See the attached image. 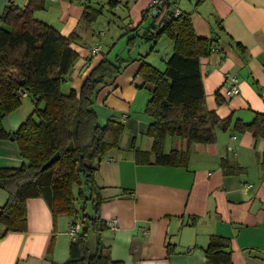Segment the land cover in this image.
<instances>
[{
    "label": "crops",
    "instance_id": "obj_1",
    "mask_svg": "<svg viewBox=\"0 0 264 264\" xmlns=\"http://www.w3.org/2000/svg\"><path fill=\"white\" fill-rule=\"evenodd\" d=\"M9 2L22 10L31 4L36 20L62 37L74 38L71 49L79 58L64 91L79 94L90 73L109 59L122 72L100 91V100L110 105L131 100L126 110L133 113L149 103V94L145 99L141 91L150 86L143 85L139 76L148 64L141 59L144 56L120 53L112 59L114 50L103 42L110 37L108 44L115 46L129 38L128 47L133 48L138 39L143 42L145 32L167 16L145 18L151 0H0V25ZM171 3L190 16L199 38L213 42L200 70L205 109L215 112L221 124L215 142L207 145L169 136L165 154L188 153L184 166L173 167L155 163L147 122L139 114L137 120L125 118L119 147L96 164L98 216L107 227L100 242L111 248L114 261L123 264H207L205 250L216 236L229 245L225 251L230 260L221 264H264V139L247 130L258 115H264V0ZM99 48L100 55L93 56ZM229 77L239 81L240 92L232 98L223 95ZM24 100L23 111L30 102ZM25 118L19 112L7 116L4 129L16 133ZM12 140L0 139V170L23 167L19 147ZM8 201L7 191L0 189V214ZM46 204L39 198L27 201V231L5 234L0 224V264H67L74 238L68 230L76 219L66 214L54 217ZM112 221L117 222L115 229L109 226Z\"/></svg>",
    "mask_w": 264,
    "mask_h": 264
},
{
    "label": "trees",
    "instance_id": "obj_2",
    "mask_svg": "<svg viewBox=\"0 0 264 264\" xmlns=\"http://www.w3.org/2000/svg\"><path fill=\"white\" fill-rule=\"evenodd\" d=\"M172 5L158 8L156 16L149 7L145 18L158 19L163 13L167 16L145 32L143 40L151 43L167 36L174 42V52L167 60L165 71L144 64L139 76L151 91L145 110L151 120L146 136L153 140L155 163L178 167L186 164L188 153L165 154L166 139L179 136L188 144L214 143L221 122L215 112L205 109L200 70L201 59L213 51V42L196 35L190 16L182 13L175 17ZM32 11L31 4L22 10L9 2L1 16L0 139H13L18 145L23 167L0 170V189L9 195L0 214V224L5 227V234L27 231L25 205L30 199H43L54 217L66 214L84 225L71 242L67 264H123L114 261L111 248L100 242L101 232L107 227L98 216L101 203L94 178L96 164L119 147L125 130L122 122L99 123L94 113L95 99L105 85L114 83L122 70L104 59L90 73L79 94L74 90L64 91L62 87L68 83L79 58L71 49L74 38L62 37L53 27L36 20ZM8 70H13L14 75ZM25 98L33 104V112L16 133L8 132L3 121L21 109ZM247 130L255 138L264 139V115H258ZM55 153H61V159L42 171V165ZM76 186L82 199L85 192L90 193L86 200L93 204L95 218L84 211L78 214L80 201L73 192ZM92 234L95 251L90 247ZM228 246L224 238L212 236L205 250L207 264L228 262L230 254L225 251Z\"/></svg>",
    "mask_w": 264,
    "mask_h": 264
},
{
    "label": "rangeland",
    "instance_id": "obj_3",
    "mask_svg": "<svg viewBox=\"0 0 264 264\" xmlns=\"http://www.w3.org/2000/svg\"><path fill=\"white\" fill-rule=\"evenodd\" d=\"M181 1L188 2V0H180V2ZM100 17H101L100 20L104 19L103 16H100ZM110 40H111L110 37H108L103 42V44H104V46L108 47V49L111 48L112 50H114V53H111L112 59L115 57V55L120 54V53L122 56H125V57H129V55H134V54L140 55V56L143 55L144 57H141V59H146V62L149 65L152 64L153 62H156V65H154V66H156V68L159 71H165V69L167 67L166 63H167V60H168V57H169V54L171 51L170 45L173 44L172 40L169 37L163 36L158 40H152L151 43L150 42L147 43L144 40L142 42V40L140 41L138 39V44H137V46H135L136 48H133L131 46L128 47L129 41H130L129 38H124V39L119 40L115 46H110L108 44V43H110ZM8 71H9L10 75H14L13 70H8ZM146 90H145L146 92L141 91L143 93V96H145L144 97L145 99H146L148 94L151 97V91L149 89H146ZM100 99H101V97L99 95L95 99V104H94V111H95L94 113L97 115V119H98L100 124L103 123L104 121H108V120H113V121H118L120 123L121 122L123 123L125 118L130 117V116H131L130 117L131 120H137L136 119L137 114H139V116H138L139 118H141L142 120H145L147 122L146 124L150 125L149 123H151V120L145 111L147 109V106H148V104H147L148 101L146 102L145 108L142 109L141 112L133 113L132 111L127 112V110H126V108L129 107L128 103H131V100L129 101L128 99H126V101H123L122 103L120 102V100H118L119 105H116V101H114V103L110 105L106 101H101ZM24 102H25V100L23 101V105H22L21 109L25 106ZM26 105L27 106L25 108V111H23L21 109L19 111H17L19 113H22L23 116L26 117L25 119H27L29 117L28 115L31 114L33 112V109H34V106L32 103L26 102ZM124 132H125V130H124ZM135 143H136V141L132 140V142H131L132 146H134ZM78 190H79V188L77 186L73 190V192L75 193L76 199L80 201L79 204L80 205L82 204V207H83V208H80L79 207L80 205L79 204L77 205L78 214H81L82 211H84V213H87L89 215V217L95 218L94 217V215H95L94 206H93V204H91V202L89 200H86V199H89L90 193L85 192L83 194V199H82L80 197ZM78 222L80 224V228H81L80 230H82L84 225H83L81 220L75 221V223H78ZM69 229H71V228H69ZM93 238H94V236H92V239ZM94 241H95V239H94Z\"/></svg>",
    "mask_w": 264,
    "mask_h": 264
},
{
    "label": "built area",
    "instance_id": "obj_4",
    "mask_svg": "<svg viewBox=\"0 0 264 264\" xmlns=\"http://www.w3.org/2000/svg\"><path fill=\"white\" fill-rule=\"evenodd\" d=\"M170 3H171V0H151L149 7L150 9H154L155 11H157L158 8L163 7L165 5H170ZM172 7L174 10L173 12H174L175 17L182 15V12L178 10L177 6L172 5ZM98 54L100 55V48L92 51L93 56H96ZM228 82L229 83L227 84L226 90L223 95L227 98H232L238 95V93L240 92L239 81L237 77H229ZM261 98L264 100V91L261 92ZM109 226L111 229H115L117 227V222L112 221ZM79 229H81L79 222L72 224L71 229L69 230L70 235L72 237H75L76 235H78L80 231Z\"/></svg>",
    "mask_w": 264,
    "mask_h": 264
},
{
    "label": "water",
    "instance_id": "obj_5",
    "mask_svg": "<svg viewBox=\"0 0 264 264\" xmlns=\"http://www.w3.org/2000/svg\"><path fill=\"white\" fill-rule=\"evenodd\" d=\"M156 12L157 11H155V13ZM60 159H61V153H55V155L48 162H46L44 165H42V169L41 170L45 171V170L49 169L50 166L54 165Z\"/></svg>",
    "mask_w": 264,
    "mask_h": 264
}]
</instances>
